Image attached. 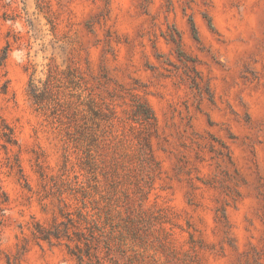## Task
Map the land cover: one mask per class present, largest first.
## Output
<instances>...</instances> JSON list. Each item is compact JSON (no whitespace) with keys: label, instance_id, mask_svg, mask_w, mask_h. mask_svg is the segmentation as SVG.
<instances>
[{"label":"rangeland","instance_id":"374dc122","mask_svg":"<svg viewBox=\"0 0 264 264\" xmlns=\"http://www.w3.org/2000/svg\"><path fill=\"white\" fill-rule=\"evenodd\" d=\"M0 264H264V0H0Z\"/></svg>","mask_w":264,"mask_h":264}]
</instances>
